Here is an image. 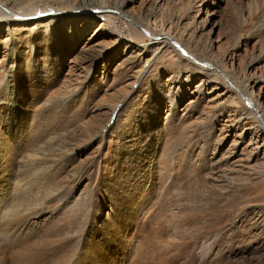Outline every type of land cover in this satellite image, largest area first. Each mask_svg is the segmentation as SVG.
I'll return each instance as SVG.
<instances>
[{
    "label": "rangeland",
    "instance_id": "1",
    "mask_svg": "<svg viewBox=\"0 0 264 264\" xmlns=\"http://www.w3.org/2000/svg\"><path fill=\"white\" fill-rule=\"evenodd\" d=\"M38 1L67 15L0 23V205L25 171L50 168L44 188L69 196L59 210L77 215L94 189L92 209L120 227L112 212L145 181L151 226L166 223L178 242L204 233L191 244L193 264H264V127L235 87L254 86L264 114V0L0 3ZM177 43L235 82L212 79L195 57L178 56ZM29 187L38 193L28 202L43 205L41 188Z\"/></svg>",
    "mask_w": 264,
    "mask_h": 264
},
{
    "label": "bare ground",
    "instance_id": "2",
    "mask_svg": "<svg viewBox=\"0 0 264 264\" xmlns=\"http://www.w3.org/2000/svg\"><path fill=\"white\" fill-rule=\"evenodd\" d=\"M2 8L3 10H1ZM12 10L0 3V23H20L32 19L39 20L42 17H47V15H59L60 17L67 15L58 14L54 8L42 1L32 3L21 9ZM99 10L102 11V9ZM71 14L75 15L76 13ZM101 15L97 12L80 11V16H85L90 20H95ZM160 41L167 42L158 36L152 40L153 43H159ZM177 47L175 51L178 56L191 60L190 58L193 56L185 51L186 49L182 44L178 45L177 43ZM180 50L184 51L185 54H182ZM194 57L195 61L201 62L202 67L212 71V79L220 78L225 82L227 80L235 82L230 74L220 77L222 70L219 69L216 62H208L201 55ZM230 82L226 85H231ZM237 86L239 90L236 91L242 93L240 96L243 97V102L249 106L250 113H257L256 117L261 120L260 124L264 127V114L260 115V112L255 110V108H258L256 96L253 94L254 86L236 83L235 87ZM105 131V135L111 137ZM124 163L126 164L127 161H124ZM106 169L111 177L107 162ZM49 172H51L50 168L41 169L38 173L34 172V174L33 170L25 171L23 177H20L22 179H19V183H21L19 188H15L17 191L9 192L12 196L8 199L6 194L3 206L0 205V231L6 230L9 232L6 235V245H0V264H8L10 257L17 264H123L124 261L127 262H125L126 264H159L160 258H163L165 262L179 259L185 264L194 260L193 254L195 252L192 245L196 244L204 233L200 230L196 232L190 230L189 235L187 234L186 237L192 239L178 242L176 232L173 236L172 233L169 234V231H167V236L170 237V239H167L166 223L164 224L161 221L156 228L151 226V216L147 214L149 207L146 201L149 188L145 181L132 184L134 191L122 195L123 203L126 204L124 212H112L111 216L118 215L122 219L123 223L119 227L115 226L116 220L113 217L102 218L103 209H92L90 202L94 189L81 197L82 205L77 215H73L69 211L62 212L59 210V205L65 199H69V196L64 189L53 191L44 188L47 185L44 184L43 180L47 179ZM30 178L38 179V181L36 182L35 179L30 181ZM29 185L33 186L36 191L41 188L39 192L44 196L43 205L28 202V199L35 200L38 193L31 197L30 192L26 191L31 188ZM137 199H140V201L137 202ZM115 203L116 201H114ZM151 210L153 209L151 208ZM179 217H181L180 212H175L174 218ZM101 219H104L103 222L105 223V231L102 232L99 225ZM171 223L168 224L176 229L177 226ZM220 230V227L216 229L217 232ZM155 233H161L166 237L165 242H162L164 244L156 241ZM98 235H100V238H98ZM127 251L129 252L127 253ZM150 257L151 259H149Z\"/></svg>",
    "mask_w": 264,
    "mask_h": 264
}]
</instances>
